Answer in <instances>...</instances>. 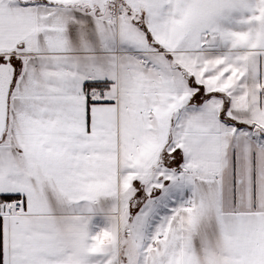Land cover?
<instances>
[{
	"label": "snow or ice",
	"instance_id": "obj_1",
	"mask_svg": "<svg viewBox=\"0 0 264 264\" xmlns=\"http://www.w3.org/2000/svg\"><path fill=\"white\" fill-rule=\"evenodd\" d=\"M0 264H264V0H0Z\"/></svg>",
	"mask_w": 264,
	"mask_h": 264
}]
</instances>
